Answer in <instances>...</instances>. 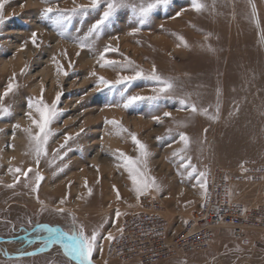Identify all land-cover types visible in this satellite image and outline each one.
I'll use <instances>...</instances> for the list:
<instances>
[{"label": "rangeland", "instance_id": "1", "mask_svg": "<svg viewBox=\"0 0 264 264\" xmlns=\"http://www.w3.org/2000/svg\"><path fill=\"white\" fill-rule=\"evenodd\" d=\"M117 2L124 6L98 35H89L107 0H100L95 10L75 13L73 8L88 6L90 0H4L0 95L9 83L13 90L0 102V107L10 110L0 112V238L11 240L0 245L12 254L0 253V264H75L63 246L67 241L45 242L46 227L20 239L36 226L70 232L73 224L83 225L88 236L97 232L93 264H112L110 244L103 237L108 232L115 237L123 218L136 211L145 196L137 201L128 172L119 166L121 152L131 159L140 156L132 134L149 152L146 163L141 161L138 167L159 186L158 192L147 195L161 199L176 232L187 225L204 199L200 173L206 178L213 168L236 171L247 166L264 174L262 0H198L203 5L199 12L190 0H171L166 8L154 10L143 25L138 23L139 9L153 0ZM47 7L67 12L70 18L56 25L53 21L59 13L46 17ZM135 28L140 30L133 32ZM32 32L37 33V46L31 42ZM81 43L86 47H79ZM106 46L117 51L107 52L104 59L117 63L102 67L100 56ZM58 65L66 76L58 72ZM153 66L173 89L157 100L137 101L125 109L128 96L157 95L152 89L159 85L148 78ZM135 70H142L145 77L133 81L127 91L124 85L97 87L98 77L114 82L118 75H132ZM57 92L61 93L58 115L37 164L35 145L24 131L36 129L25 113L30 111L29 102L41 98L51 105ZM218 99V118L210 119L217 117ZM182 100L199 111L180 110ZM164 112L171 116L165 117ZM32 115L38 119L34 110ZM112 120L127 131L118 132L106 123ZM179 133L187 135V145L179 141ZM65 136L70 137L66 144ZM16 168L33 171L16 182L18 174L10 171ZM37 173L43 179L33 191ZM113 186L120 193L119 201ZM232 187L250 204L262 199L264 183L241 182ZM62 199L65 203L60 205ZM58 207L64 212L57 213ZM260 234L264 236V227L247 230L245 236L254 244L245 250L224 232L209 251L168 264H258L255 239Z\"/></svg>", "mask_w": 264, "mask_h": 264}, {"label": "built area", "instance_id": "2", "mask_svg": "<svg viewBox=\"0 0 264 264\" xmlns=\"http://www.w3.org/2000/svg\"><path fill=\"white\" fill-rule=\"evenodd\" d=\"M207 191L197 212L180 232H176L165 215L161 199L145 195L139 208L123 218L115 240L109 247L112 264H168L182 262L212 248L226 232L233 240L245 237L247 230L264 227V191L259 202L248 203L233 184L264 183L259 169L235 170L213 168L207 177ZM203 205V207H202Z\"/></svg>", "mask_w": 264, "mask_h": 264}, {"label": "snow or ice", "instance_id": "3", "mask_svg": "<svg viewBox=\"0 0 264 264\" xmlns=\"http://www.w3.org/2000/svg\"><path fill=\"white\" fill-rule=\"evenodd\" d=\"M171 0H153V2H150L147 4L146 7H141L139 9V20L138 23L140 25H143L146 21V19L149 17V15L157 9L160 8H166L169 6ZM100 0H90V4L88 6L84 5H78L75 8H73L71 11L72 13H75L77 11L79 12H86L89 11V9L95 10L99 7ZM190 5L193 10L199 12L203 5L198 3V0H190ZM3 6H4V0H0V25L4 24V17H3ZM120 6H124L122 3H118L117 0H107L106 7L104 8L102 14L99 16L97 20H95L94 23L91 24L90 28L88 29V34H99V30L111 19L113 14L118 10ZM134 10V9H133ZM54 12L59 13L55 20L53 21L56 25H61L64 21L68 20L70 18V15L67 12H60L59 9H54L53 7H47L44 9V15L50 16ZM180 12L176 13V16H179ZM252 17L253 21L255 22L256 12L254 5L252 6ZM175 18V17H173ZM139 28H135L133 32L139 31ZM132 34V33H130ZM36 32H32L31 34V42L33 46L36 45ZM118 39V38H117ZM79 47L83 48L86 47L83 43L78 45ZM186 46V45H185ZM109 51H117V49L112 48L111 46H106L104 49V53H101L100 59L104 61L103 64H101L102 67L104 66H110L115 65L117 62L113 60H105V54ZM55 59V58H53ZM130 63V62H129ZM71 67V64L69 65ZM58 72L62 75H67L68 73L66 71H63L62 68L57 66ZM95 75V73H92ZM145 74L142 70H135L132 75H118L116 80L114 82H110L109 80L105 79L104 77H98V84L97 87L100 85H103L104 87L108 88H114L119 85H124V90L127 91V87L135 80L144 78ZM152 81L156 82L159 87L153 88L152 91L157 93V95L151 96V97H144L139 95L134 96H128L126 100L123 102V107L126 109L130 105L136 103L137 101L142 100H157L160 95L168 94L173 89V84L171 82L165 81L162 77L157 75L156 68L153 66L151 70V75L148 77ZM13 90V85L11 83L8 84L6 90L2 95H0V102L3 101L4 97L8 96ZM43 95V87L41 88V97ZM61 93L57 92L55 99L52 101L51 105H48L44 103L43 99L41 98L39 101H37L35 104L32 102H29L28 108L29 112L25 113V115L31 120L32 125L36 129V131L33 133L30 128L24 129V131L27 133L30 143H33L35 145V153H36V163L39 164V159L42 155L45 154V145L47 144V141L49 139V136L51 135L50 125L54 122L55 118L58 115L57 106L58 102L60 100ZM220 96V89L217 88V98ZM181 109L180 110H190L193 114H196L199 110L195 105H187L182 100L181 101ZM35 111V113L38 116V119L33 117L32 111ZM10 110L7 107H0V112L8 113ZM207 109L202 110V114L207 115ZM217 117H209L210 119L218 118L219 114V99L217 100ZM165 117H170V112H164L163 114ZM157 121H159V117H155ZM106 123L112 124L114 127L118 129V132H124L127 131L126 129H123L119 126V122L112 120V121H106ZM19 125H14V128H19ZM205 132H207V129H205ZM179 141L181 143H184L185 145L188 144V137L184 133L178 134ZM70 139V137L65 136V144ZM131 139L133 143L136 146V149L138 153H140V156L137 159H131L127 157L124 153H119V157L123 159V164L119 165L122 166L129 175V178L132 181V191L136 195L137 201L140 200V197L143 195H147L149 191H159V186L156 184V181L154 178L148 177L144 171L141 170L138 165L141 163V161L145 162L147 161V158L149 156V152L147 150V146L143 144L141 141L137 139V137L132 134ZM159 139V137L157 138ZM64 145H61V148H63ZM189 166V165H186ZM14 173L18 174L16 175V182H19L20 175L27 178L29 176V173H31L33 170L32 168H28L26 171H21L20 168H16L14 170ZM192 171H195V168L192 169ZM201 179L198 181L200 188L202 191H204L206 195L207 191V180L205 178L204 173H200ZM43 177L39 175V173L36 174L35 178V184L36 188H33V191H36L38 189L39 183L42 181ZM99 182V178L97 180ZM15 185H9L8 187H14ZM116 193V199L119 201L121 199L120 193L118 189L113 186L112 189ZM89 193H91V189H89ZM65 203V199H62L59 201L60 205H63ZM203 207V205H202ZM57 213H63L64 208L58 207L55 209ZM116 217L118 218L121 213L119 210L116 211ZM31 223V221L29 222ZM44 231L47 233V237L45 242H61L67 241V243H63V246L65 248V251L67 255L70 257L71 260L75 261V264H93V253L96 248V241L98 239V234L96 231H93L90 236L85 234V230L83 228V225H77L73 224L72 231L70 232H61L59 229L48 227L44 229ZM119 231L122 233L123 229H119ZM103 239L107 240L109 244H111L115 237L111 232H108L106 236L103 237ZM21 256L23 255H32V253H21Z\"/></svg>", "mask_w": 264, "mask_h": 264}, {"label": "crops", "instance_id": "4", "mask_svg": "<svg viewBox=\"0 0 264 264\" xmlns=\"http://www.w3.org/2000/svg\"><path fill=\"white\" fill-rule=\"evenodd\" d=\"M239 197H244L245 195H241L238 193ZM248 196V197H247ZM247 198H250L249 195H247ZM236 244L238 245L237 247H242V249L249 250L250 247L253 246L254 241H251L250 236H245L243 239L236 240ZM255 248H256V253H257V259H258V264H264V236L263 235H257V238L255 239Z\"/></svg>", "mask_w": 264, "mask_h": 264}, {"label": "water", "instance_id": "5", "mask_svg": "<svg viewBox=\"0 0 264 264\" xmlns=\"http://www.w3.org/2000/svg\"><path fill=\"white\" fill-rule=\"evenodd\" d=\"M262 2H263V6H264V0H262ZM42 227H46V228H48V227H50V226H47V225H44V226H36V227H34L32 230L27 231L22 237H20V239H21V238L24 239V238H27V237L33 235L34 233H36V232H37L40 228H42ZM10 240H11V239H3V238H0V244H1V243H6V242H8V241H10ZM51 244H53V243L51 242Z\"/></svg>", "mask_w": 264, "mask_h": 264}, {"label": "bare ground", "instance_id": "6", "mask_svg": "<svg viewBox=\"0 0 264 264\" xmlns=\"http://www.w3.org/2000/svg\"><path fill=\"white\" fill-rule=\"evenodd\" d=\"M0 253L5 256H9L12 254V250L5 245H0Z\"/></svg>", "mask_w": 264, "mask_h": 264}]
</instances>
